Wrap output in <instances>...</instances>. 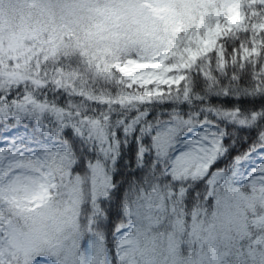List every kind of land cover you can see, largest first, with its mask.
I'll list each match as a JSON object with an SVG mask.
<instances>
[{"label": "snow or ice", "instance_id": "1", "mask_svg": "<svg viewBox=\"0 0 264 264\" xmlns=\"http://www.w3.org/2000/svg\"><path fill=\"white\" fill-rule=\"evenodd\" d=\"M0 264H264V0H0Z\"/></svg>", "mask_w": 264, "mask_h": 264}]
</instances>
